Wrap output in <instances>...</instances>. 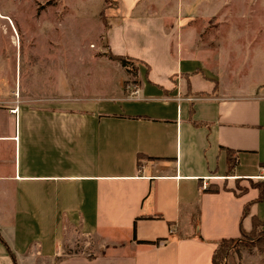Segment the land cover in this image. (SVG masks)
<instances>
[{"label": "crops", "instance_id": "0c3cea01", "mask_svg": "<svg viewBox=\"0 0 264 264\" xmlns=\"http://www.w3.org/2000/svg\"><path fill=\"white\" fill-rule=\"evenodd\" d=\"M152 4L100 10L110 56L90 43L71 55L76 40H10L0 264H210L221 239L254 219L264 228V56L261 79L225 80L219 59L173 37ZM111 56L132 60L134 85Z\"/></svg>", "mask_w": 264, "mask_h": 264}, {"label": "rangeland", "instance_id": "374dc122", "mask_svg": "<svg viewBox=\"0 0 264 264\" xmlns=\"http://www.w3.org/2000/svg\"><path fill=\"white\" fill-rule=\"evenodd\" d=\"M152 1L153 10L165 13V26L173 37L186 35L188 40H197V47L204 48L209 55L213 54L219 59L225 80L233 79V73L235 80L261 79L264 0ZM111 3L112 0H0V8H6V14L10 16L9 19L5 15L8 19L4 20L0 17L2 64L6 58L8 64H12V67L15 65V45L10 40H76V44L80 45H75V51H70L71 55L76 51L78 54L84 53L90 43V47L96 48V54L110 56L104 41L107 25L102 21L100 10L112 7ZM1 12L5 13L3 10ZM20 47H25L22 42ZM95 65L85 62L79 66L93 72V79L96 80L99 75ZM133 76L127 72L123 86L134 85ZM109 78H112L111 74H106L107 81ZM106 86V83L102 84L104 90L99 87L96 93L105 91ZM259 227L248 235L218 243L220 251L228 255L225 264L261 258L260 253H264V228ZM75 244L73 251L78 253L84 245L80 240ZM262 261L264 264V259Z\"/></svg>", "mask_w": 264, "mask_h": 264}, {"label": "trees", "instance_id": "16d2710c", "mask_svg": "<svg viewBox=\"0 0 264 264\" xmlns=\"http://www.w3.org/2000/svg\"><path fill=\"white\" fill-rule=\"evenodd\" d=\"M111 57L113 59L118 60L123 66H125L128 72L133 73L135 66L133 65V62H132L131 59L125 58L124 56H111ZM227 151H229V150H227ZM207 189L210 190V191H217L218 190V187H209ZM258 225H260V222H258V220H256V219H254L253 220V229L251 231H249V232L241 231V235H248V234L252 233L254 231V229ZM235 239H237V238H223V239H221L219 241V243L220 242H223L225 240H235ZM156 243H158V242H156ZM227 256L228 255L225 254L224 251H222V250L220 251L219 247L217 246L213 250V253H212V256H211V263L210 264H225V259H226Z\"/></svg>", "mask_w": 264, "mask_h": 264}, {"label": "bare ground", "instance_id": "6f19581e", "mask_svg": "<svg viewBox=\"0 0 264 264\" xmlns=\"http://www.w3.org/2000/svg\"><path fill=\"white\" fill-rule=\"evenodd\" d=\"M0 17L3 19H8L5 15L0 14Z\"/></svg>", "mask_w": 264, "mask_h": 264}, {"label": "built area", "instance_id": "2783aa9c", "mask_svg": "<svg viewBox=\"0 0 264 264\" xmlns=\"http://www.w3.org/2000/svg\"><path fill=\"white\" fill-rule=\"evenodd\" d=\"M134 92L136 93L137 91H134ZM134 92H133V93H134Z\"/></svg>", "mask_w": 264, "mask_h": 264}]
</instances>
